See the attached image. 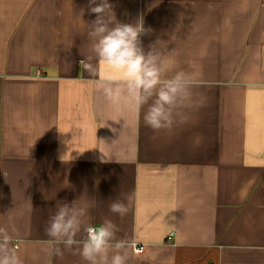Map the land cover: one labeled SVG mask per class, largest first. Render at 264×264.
<instances>
[{"label": "crops", "instance_id": "crops-1", "mask_svg": "<svg viewBox=\"0 0 264 264\" xmlns=\"http://www.w3.org/2000/svg\"><path fill=\"white\" fill-rule=\"evenodd\" d=\"M88 3L0 0V231L24 264H86L46 228L94 200L85 224L111 220L128 264H264V0H109L163 78L196 82L160 132L97 90Z\"/></svg>", "mask_w": 264, "mask_h": 264}, {"label": "clouds", "instance_id": "clouds-1", "mask_svg": "<svg viewBox=\"0 0 264 264\" xmlns=\"http://www.w3.org/2000/svg\"><path fill=\"white\" fill-rule=\"evenodd\" d=\"M112 9L109 0H89L88 3V11L95 14L88 33L93 41L92 52L107 69L96 81L97 90L117 111L133 104L139 113L146 105L145 124L154 132L171 131L177 123L176 109L191 99V89L196 82L183 71L163 78L165 63L161 58V42L151 45L145 53L140 37L151 29H145L142 20L135 24L117 21ZM81 64L85 71L97 75L95 65L84 61ZM91 207H95L94 200L84 206H77L76 201L61 204L50 219L47 235L66 249L77 246L76 251L86 264H128L126 243L116 238L118 228L111 220L106 219L99 225L85 224L84 218ZM109 208L121 217L128 212V206L119 200L113 201ZM82 230L85 236L77 240ZM56 254L62 256L63 252L57 248ZM0 264H24L10 236L2 231Z\"/></svg>", "mask_w": 264, "mask_h": 264}, {"label": "built area", "instance_id": "built-area-1", "mask_svg": "<svg viewBox=\"0 0 264 264\" xmlns=\"http://www.w3.org/2000/svg\"><path fill=\"white\" fill-rule=\"evenodd\" d=\"M134 248H135V252H137V253H141L143 251V247H141L139 245H135Z\"/></svg>", "mask_w": 264, "mask_h": 264}]
</instances>
